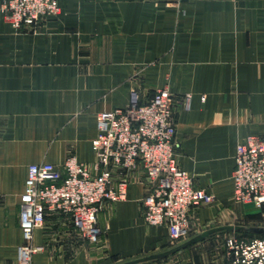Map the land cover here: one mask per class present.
Instances as JSON below:
<instances>
[{
  "label": "crops",
  "instance_id": "crops-1",
  "mask_svg": "<svg viewBox=\"0 0 264 264\" xmlns=\"http://www.w3.org/2000/svg\"><path fill=\"white\" fill-rule=\"evenodd\" d=\"M57 1L58 15L18 29L0 5V264H16L27 166L93 162L96 114L126 106L131 92L141 104L158 89L172 93L176 160L212 202L192 208L190 233L171 241L165 226L142 219L137 170L126 197L102 205L98 243L52 215L34 231L42 248L32 264H120L248 214L231 199V176L236 146L264 137V0ZM251 213L264 222V204ZM229 233L145 264H231Z\"/></svg>",
  "mask_w": 264,
  "mask_h": 264
},
{
  "label": "built area",
  "instance_id": "built-area-1",
  "mask_svg": "<svg viewBox=\"0 0 264 264\" xmlns=\"http://www.w3.org/2000/svg\"><path fill=\"white\" fill-rule=\"evenodd\" d=\"M0 5L13 29L35 25L60 12L57 0H0ZM188 99H184L185 108ZM173 105L174 97L166 88L156 90L144 104L131 92L126 106L96 114L93 162L68 156L61 166L46 161L27 166L19 196L16 264H32L33 254L42 248L33 244L34 231L52 215L64 217L82 240L98 243L102 205L123 200L127 175L137 170L145 179L144 223L165 226L171 241L188 236L190 210L212 202L213 195L195 188L192 176L178 165ZM117 173L122 176L116 177ZM231 181L233 202L264 204V137L249 136L236 146ZM224 246L231 264H264V237L228 235Z\"/></svg>",
  "mask_w": 264,
  "mask_h": 264
},
{
  "label": "water",
  "instance_id": "water-1",
  "mask_svg": "<svg viewBox=\"0 0 264 264\" xmlns=\"http://www.w3.org/2000/svg\"><path fill=\"white\" fill-rule=\"evenodd\" d=\"M220 231H226V232H234V233H248V234H262L264 235V225H243V224H226L221 226H216L207 230H204L196 235H193L191 237H188L184 239L183 241L175 244L171 248H168L162 252L151 254L148 256H143L134 260L126 261L120 264H145L147 262L161 259L164 257L169 256L172 253H175L183 248H186L187 246L196 243L198 241H201L205 239L206 237L213 235Z\"/></svg>",
  "mask_w": 264,
  "mask_h": 264
},
{
  "label": "rangeland",
  "instance_id": "rangeland-1",
  "mask_svg": "<svg viewBox=\"0 0 264 264\" xmlns=\"http://www.w3.org/2000/svg\"><path fill=\"white\" fill-rule=\"evenodd\" d=\"M246 204H247V206L249 205L247 207L248 214H246L242 219L234 221L232 224H243V225H246V226H249V225H264V222H262V220H261V223H260V221L255 219L254 214L251 213L252 210H253V205L254 204L253 203H246ZM246 204L241 203V205H246ZM227 235H235L238 238H243V237H248L249 235H258V234L234 233V232H231V233H229Z\"/></svg>",
  "mask_w": 264,
  "mask_h": 264
},
{
  "label": "trees",
  "instance_id": "trees-1",
  "mask_svg": "<svg viewBox=\"0 0 264 264\" xmlns=\"http://www.w3.org/2000/svg\"><path fill=\"white\" fill-rule=\"evenodd\" d=\"M251 237H264V235H262V234H258V235H249L248 237H243V238H251Z\"/></svg>",
  "mask_w": 264,
  "mask_h": 264
}]
</instances>
